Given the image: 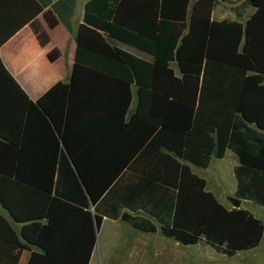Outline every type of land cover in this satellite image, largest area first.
Segmentation results:
<instances>
[{
    "label": "trees",
    "instance_id": "trees-1",
    "mask_svg": "<svg viewBox=\"0 0 264 264\" xmlns=\"http://www.w3.org/2000/svg\"><path fill=\"white\" fill-rule=\"evenodd\" d=\"M18 1L0 0V47L30 22L46 46L49 33L37 20L44 7L28 0L32 12L17 22L18 14L2 7ZM96 1L88 3L77 34L71 81L56 84L38 102L28 100L0 57V113H9L10 92L17 90L28 113H38L55 136L51 152H29L25 139L20 144L0 122V201L16 215L5 199V180L13 176L18 193L51 196L47 227L22 228L18 238L9 228L19 248L12 264L27 246L21 238L42 249L29 264H89L96 243L90 199L99 227L104 217L121 218L141 232L155 233L153 218L165 237L183 245L203 242L227 257L257 248L263 221L246 208L221 204L191 166L206 169L213 156L222 159L233 151L239 158L235 198L264 208V0H248L235 9L238 18L247 6L256 9L245 21L213 20L217 0H200L193 14L191 0H157L152 8H128L134 0H122L111 7L105 3L98 18L90 16ZM60 11L56 3L44 12L50 28L58 25ZM188 21L184 35L171 33L172 22ZM59 56L58 50L49 54L51 61ZM134 85L137 106L128 120ZM29 158L49 162L48 186L22 183ZM127 173L138 182L124 187ZM113 196L111 208L103 207ZM57 204L65 207L64 228H53ZM120 205L150 218L121 215ZM86 226L91 237L84 251Z\"/></svg>",
    "mask_w": 264,
    "mask_h": 264
},
{
    "label": "crops",
    "instance_id": "crops-1",
    "mask_svg": "<svg viewBox=\"0 0 264 264\" xmlns=\"http://www.w3.org/2000/svg\"><path fill=\"white\" fill-rule=\"evenodd\" d=\"M37 1L42 7H44L43 13L37 17V20L49 33V43L46 46L41 45L36 34L34 33L32 23L30 22L26 23L14 36H12L4 45L0 47V57L6 69L16 81L20 89L25 93L28 100L34 103L38 102L56 84L69 83L71 81L78 48L77 34L80 26L85 23L87 5L92 0ZM230 1L237 2L238 0ZM121 2L122 0H107V2H105V0H97L91 5L90 16L97 18L100 17L101 14H99L97 10L105 5V3L107 6L111 7L115 4H120ZM56 3L59 4V8L61 10L60 19L56 27L50 28L43 14L44 12L52 9L53 5ZM199 3L200 0H191L190 14L195 13L193 10L198 6ZM136 5H148L150 8H152L156 7L157 0L129 1L126 4V7L131 8ZM28 6H30V9ZM222 7L232 11L231 14H224L220 10ZM252 8L253 11L250 15L246 16L244 9V17L238 18L237 12L235 11L236 8H229L219 3L212 7V13L210 17L217 21H222L225 19L229 21H245L249 16L255 13L256 9L254 7ZM2 9L4 11H8L9 13H17L18 16L16 20L19 22L23 21L31 14L32 2H29L28 0H20L15 5L2 7ZM104 14L105 13H102V16ZM188 29L189 21L186 23L172 22L170 26L171 33L178 35H184ZM112 45H116L118 48L135 56L150 60L148 55L141 53L140 51L123 43L113 42ZM53 50H58L60 53V56L56 61H51L49 57L50 52ZM173 68L175 69L176 73H178L177 66L173 65ZM94 85L97 86L98 84L96 83ZM132 88L134 97L127 115L128 120L130 119L131 114L134 112L138 100L135 85ZM10 94L11 102L7 104L10 105L9 113H0V122L5 123V125L1 126V128H3V132L17 138L20 144H22L24 138L26 151L37 154L51 152L55 139L53 132H51V130L46 126L45 122L38 113H35L33 110L28 113V106L22 94H20L17 90H11ZM231 153H233L236 157ZM226 156L235 157V163L233 165V174L235 177L234 171L239 165V158L231 150L226 152L225 157ZM224 158L219 160H223ZM3 166L14 168L15 164H9L8 162H5ZM23 167L26 168V172L24 173L22 179L23 184L27 183L45 187L48 186L49 175L46 173V171L50 167V164L47 160L29 158L26 163H24ZM191 167L193 169L194 166ZM193 171L198 175V170L193 169ZM205 180L207 181V189L209 190V181L207 179ZM5 181L8 185L7 189L9 191L6 193L5 199L11 204L17 217L4 205L2 201H0V264H12L13 257L15 258L19 254V248L17 246L14 248V239L9 228H13L14 232L16 233V237L18 238L20 237L22 228L47 227L51 222L50 216L48 215L51 207V196L49 197V195L44 193H18L15 188V183L17 182L15 180V176L7 178ZM121 182L123 184L122 186L129 187V185L132 183H137L138 179L127 173L122 177ZM235 193L236 190L235 192H232L234 196ZM231 198H229V201H231ZM113 199L114 196L111 197L107 202H104L103 207L111 208ZM243 203L244 200H242L241 208H244ZM224 206L228 209L234 208L233 205H228V203ZM64 210L65 207L62 206V204H57V210L55 212L56 226L53 228H64ZM90 211L93 215L96 243L92 251L89 264H114L119 259H122L123 264L226 263V261L220 256L213 255V257H206V254H209V252L205 249L206 247L210 246L203 242L197 245H183L174 239L165 237L161 232L160 224L142 211L133 212L124 205H120L119 207L121 215L124 213H129L133 216L150 218L157 225V232H141L133 228L129 223L123 221L121 218L113 219L109 217H104L102 226L97 228L95 223V207L92 204ZM118 221L125 222L130 228H107L105 226L108 222L117 223ZM83 235L85 236L83 241V249L85 251L88 248L89 239L91 237V233L89 232L87 226L86 230L83 232ZM21 239L25 244H27V246L25 249H22L17 264H29L33 253H42V249L37 245L26 243L23 238ZM263 241L264 236L257 248L250 251L239 252L235 256L243 257L240 256L243 253L255 252L262 245ZM180 245H183L185 248H180ZM210 248L218 253L212 247ZM218 254L223 255L220 253ZM253 256L257 257L256 254H253ZM241 262L252 264V262L250 263L248 260H243V258L241 259ZM253 263L257 264V260L254 259Z\"/></svg>",
    "mask_w": 264,
    "mask_h": 264
},
{
    "label": "rangeland",
    "instance_id": "rangeland-1",
    "mask_svg": "<svg viewBox=\"0 0 264 264\" xmlns=\"http://www.w3.org/2000/svg\"><path fill=\"white\" fill-rule=\"evenodd\" d=\"M224 14H231L232 11L229 9H226L222 7L220 9ZM253 11V8L251 6H247L245 8V15H250ZM230 16V15H229ZM233 154V153H231ZM234 155V154H233ZM235 156V155H234ZM236 157V156H235ZM235 157L226 156L223 160H219L215 157L212 158L211 165L208 169H199L194 168L195 170H198V175L207 179L209 181V187L211 191L215 193L218 200L226 205H233L231 201H229V198L235 197L232 192H235L236 190V181L233 174V165L235 163ZM211 182V184H210ZM243 207L249 209L253 214H255L257 217H259L263 223H264V208L256 205L253 202L244 201ZM107 228H130L128 224L122 221H118L117 223H111L108 222L105 225ZM180 248H185L183 245H180ZM206 251L208 250L209 254H206V257H213L214 256H220L223 258V260L226 261L225 264H246L245 262H241V259L248 260L250 263H253V260H257V264H264V241L262 245L253 253H243L240 256L243 257H227L224 255H219L215 251H213L210 247H206ZM252 254V255H251ZM253 254H256L257 257L253 256ZM259 259V260H258ZM114 264H123L122 259L117 260Z\"/></svg>",
    "mask_w": 264,
    "mask_h": 264
},
{
    "label": "water",
    "instance_id": "water-1",
    "mask_svg": "<svg viewBox=\"0 0 264 264\" xmlns=\"http://www.w3.org/2000/svg\"><path fill=\"white\" fill-rule=\"evenodd\" d=\"M217 1L220 4H222V5L226 6V7H229V8H237V7L241 6V5H243L244 3H246L248 0H239L237 2H231L230 0H217ZM64 149H65V147H64ZM71 162H72V165L74 166V168L76 170V167H75V165H74V163H73L72 160H71ZM77 174H78V172H77ZM78 176H79V174H78ZM79 179H80L82 185L84 186V184H83L80 176H79ZM84 188H85V186H84ZM230 200L233 203L234 208H240L242 206V200L241 199H237V198L233 197ZM90 202H91L92 205H94V203H93V201L91 199H90ZM95 223H96V227L99 228V225H98V222H97V219L96 218H95Z\"/></svg>",
    "mask_w": 264,
    "mask_h": 264
}]
</instances>
